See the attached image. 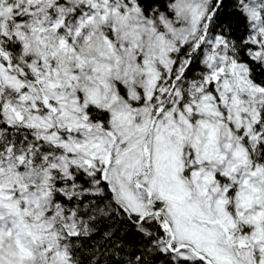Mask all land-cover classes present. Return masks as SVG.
I'll use <instances>...</instances> for the list:
<instances>
[{
	"label": "snow or ice",
	"instance_id": "obj_1",
	"mask_svg": "<svg viewBox=\"0 0 264 264\" xmlns=\"http://www.w3.org/2000/svg\"><path fill=\"white\" fill-rule=\"evenodd\" d=\"M0 264H264V0H0Z\"/></svg>",
	"mask_w": 264,
	"mask_h": 264
}]
</instances>
